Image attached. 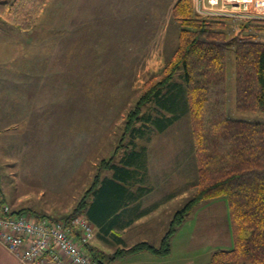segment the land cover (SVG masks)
I'll return each mask as SVG.
<instances>
[{"label": "rangeland", "instance_id": "rangeland-1", "mask_svg": "<svg viewBox=\"0 0 264 264\" xmlns=\"http://www.w3.org/2000/svg\"><path fill=\"white\" fill-rule=\"evenodd\" d=\"M178 1L47 0L30 32L0 20V188L9 204L23 213L32 210L47 220L65 221L97 176L113 175L134 151L144 155L146 168L133 167L142 182H133L131 190L150 188L152 204L175 198L153 214L154 225L191 199L199 179L189 113L177 118L150 103L144 115L177 120L161 132L166 120L150 124L143 119L136 124L140 129L123 137L128 113L144 86L178 46L180 25L172 13ZM230 22L227 30L234 33L239 22ZM248 34L264 42V32L253 26ZM227 78V115L264 123V112L236 108L233 49L228 50ZM184 84L179 71L171 88L178 91ZM110 158L115 166L101 170V162ZM140 161L136 158V165ZM94 197L91 193L86 201ZM86 213L78 215L89 220ZM166 229L151 234L148 242L160 246ZM177 234L170 256L124 257L120 264L140 256H153L156 264L179 257L184 264H207L216 251L233 249L227 200L198 204Z\"/></svg>", "mask_w": 264, "mask_h": 264}, {"label": "trees", "instance_id": "trees-1", "mask_svg": "<svg viewBox=\"0 0 264 264\" xmlns=\"http://www.w3.org/2000/svg\"><path fill=\"white\" fill-rule=\"evenodd\" d=\"M46 6L47 0H2L0 20L30 32ZM172 13L180 25L178 46L164 69L144 86L128 113L123 137L140 129L136 127L140 120L150 124L166 120L161 127L164 132L179 114L189 113L199 180L194 184L196 191L191 199L173 216L160 246L141 242L118 250L111 260L144 251L163 258L170 256L172 238L195 207L225 198L230 208L234 247L216 251L207 264H264V123L233 119L226 112L229 49L234 51L237 110L264 112V42L256 40L253 34L245 35L252 26L257 32H264V21L238 23L237 31L231 33L227 29L232 20L194 15L192 0H179ZM179 71L185 84L176 91L171 86ZM150 103L177 118L163 115L153 119L144 115L143 108ZM133 155L139 154L134 151ZM132 156L124 157L125 162L122 158V166L115 167V177L107 179L98 189L99 174L88 191L87 197L93 193L94 199L91 203L86 201L87 197L83 199L74 214L65 220L86 211L91 222L103 227L127 201L129 188L137 177L133 167L146 168L142 158L136 165ZM101 166L103 171L111 169L115 166L113 158L103 160ZM5 203L7 199L0 188L1 217L25 212L12 211L7 215L3 210ZM92 257L96 262L98 257Z\"/></svg>", "mask_w": 264, "mask_h": 264}, {"label": "built area", "instance_id": "built-area-1", "mask_svg": "<svg viewBox=\"0 0 264 264\" xmlns=\"http://www.w3.org/2000/svg\"><path fill=\"white\" fill-rule=\"evenodd\" d=\"M202 18H225L239 23L264 21V0H193ZM4 213L11 208L5 205ZM95 227L85 216L69 220L36 219L26 213L0 216V242L23 263L51 261L98 264L86 253Z\"/></svg>", "mask_w": 264, "mask_h": 264}, {"label": "crops", "instance_id": "crops-1", "mask_svg": "<svg viewBox=\"0 0 264 264\" xmlns=\"http://www.w3.org/2000/svg\"><path fill=\"white\" fill-rule=\"evenodd\" d=\"M144 154V152L142 151ZM142 154L140 156L133 155L132 159H136L138 157L143 159ZM123 161L125 162L124 158ZM122 163V160H121ZM122 166V164H121ZM116 167V166H115ZM108 170V169H107ZM114 174L116 173V169L114 170ZM111 175L108 176V174L104 176H100L101 180L99 181L98 189L101 188L102 184L107 179H112L115 176ZM142 178H137V180H134V183H141ZM130 194L127 198V201L119 208L117 211L111 215L106 222H104L102 225L103 227L94 224L93 222H90L95 227V234L94 239L92 242L87 246L86 253L89 256L96 255L98 259H102L103 261H100V259H97L98 264H120L121 258H118L114 261L111 260L112 256L120 249H129L132 246L136 245L137 242H148V237H151V234L161 233L166 230H168L169 223L171 222V219L174 216L173 209L169 212V214L166 216V219L157 225H154L153 221L151 220L153 217V214L156 213L159 209H161L167 202H170V200H173L172 196H165L164 198H158L155 200L156 204H152L153 198H148L149 189L143 188L140 186L138 188L139 192H134L131 190V187L129 188ZM148 192V193H147ZM161 200V201H160ZM91 203V202H90ZM7 204L12 211H20L21 209H17L19 207L12 206L8 202ZM14 207V208H13ZM178 210H176L177 212ZM29 215L35 217L36 219H45V215H38L32 210H27ZM87 214V213H86ZM88 216V214H87ZM163 220V219H162ZM162 229V230H161ZM159 235V234H158ZM178 234L176 233L174 237L171 240L172 243V253H173V245L174 242L178 239ZM161 236V234H160ZM163 237V236H162ZM163 239V238H162ZM161 239V241H162ZM141 240V241H138ZM161 241L159 243H161ZM157 243L156 245H158ZM134 244V245H133ZM160 245V244H159ZM171 253V254H172ZM139 255H151L150 252L144 251L140 252L138 254H132L127 255L125 257H139ZM108 257V258H107ZM153 258V256H150ZM152 258H149V256H140V258L130 261L126 264H145L147 261H152L150 264H156V262H153ZM92 259H94L92 257ZM154 259V258H153ZM111 260V261H110ZM95 261V260H94ZM155 261V260H154ZM185 259L182 257H179L175 260H171L168 262V264H184ZM0 264H25L23 263L18 257H16L14 254H12L1 242H0ZM29 264V263H28ZM30 264H59L51 261H44L41 263H30ZM61 264H69V262L64 261ZM161 264V262H160Z\"/></svg>", "mask_w": 264, "mask_h": 264}]
</instances>
